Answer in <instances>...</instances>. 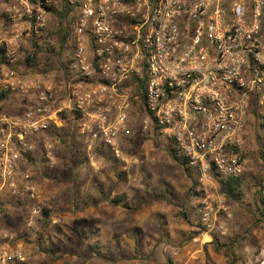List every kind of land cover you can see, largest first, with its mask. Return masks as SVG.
<instances>
[{
  "label": "built area",
  "instance_id": "2783aa9c",
  "mask_svg": "<svg viewBox=\"0 0 264 264\" xmlns=\"http://www.w3.org/2000/svg\"><path fill=\"white\" fill-rule=\"evenodd\" d=\"M8 4L0 25V92L33 103L20 115L0 110V207L8 198L28 204L22 229L0 224V264L26 263L18 234L39 219L57 224L21 161L61 113L75 117L86 152L119 165L128 161L122 142L137 129L172 140L205 193L218 177L241 174L253 118L264 132V0H66L74 19L66 64L55 75L24 74L17 64L24 49L32 55L31 42L56 45L47 9L54 0ZM138 98L141 112L132 101ZM41 147L52 166L53 145L43 139ZM198 212L203 236L223 233L207 197Z\"/></svg>",
  "mask_w": 264,
  "mask_h": 264
},
{
  "label": "rangeland",
  "instance_id": "374dc122",
  "mask_svg": "<svg viewBox=\"0 0 264 264\" xmlns=\"http://www.w3.org/2000/svg\"><path fill=\"white\" fill-rule=\"evenodd\" d=\"M8 1L0 0L3 21ZM53 5L60 8V0H54ZM51 18L54 27L56 18ZM21 53L20 59L25 63V53ZM49 59L48 68L57 65L56 57ZM40 62L45 63V57L40 56ZM70 130L66 127L65 135ZM75 137L80 140L76 133ZM65 139L67 145L48 141L53 145L52 166L36 158L27 169L37 186L34 173L37 172V179L42 178L57 218L58 229L45 235L54 253L38 251L45 258L41 264H167L168 260L174 264H230L226 254L214 250L213 237L190 239L193 228L178 218L176 205L182 204L189 220L198 223V209L204 197L211 203L216 221L224 226L223 233L215 236L222 245L231 246L236 264H264V224L253 227L255 180L264 178V155L259 152L260 149L264 154V132L257 118L251 120L245 136L241 174L247 183L241 188L239 201L227 198L217 181L205 193L194 170L184 171L166 154L167 147H177L170 139L150 138L134 129L122 142L128 160L124 165L102 153H76L78 143ZM194 184L199 196L194 194ZM158 188L166 192L167 199L138 210L107 202L122 196L126 204L136 206V193ZM27 209L28 206L11 208L13 215L6 224L22 226ZM90 243L99 245L98 253L92 251ZM135 255L137 259H130Z\"/></svg>",
  "mask_w": 264,
  "mask_h": 264
},
{
  "label": "trees",
  "instance_id": "16d2710c",
  "mask_svg": "<svg viewBox=\"0 0 264 264\" xmlns=\"http://www.w3.org/2000/svg\"><path fill=\"white\" fill-rule=\"evenodd\" d=\"M47 9L56 18L55 26L50 31V34L55 38L56 45L53 47H49V48L48 47L42 48V47H37L34 42H31L32 55L30 56V54H28L27 50H25V51L23 50V52L25 53V59H26L28 66H30L32 68L40 69V71H43L45 73H53V75H55L57 73V71L62 69L66 64V62L64 60H62V57H63V54L65 52L66 42L69 38V24H70V21H72L74 19V16L72 15L74 8L67 6L66 0H63L62 1V7L59 10L56 9L54 6L48 7ZM40 54H49V55L56 57L57 65H55V66L50 65L49 69H47L46 68L48 66L47 61H49L48 56H45V63H41L40 62ZM6 94H10L9 91H6V92L1 91L0 92V99H2ZM132 101H133L134 107L141 112L143 102H141V100H139V98H138V100H132ZM58 117L61 118L62 120H68L71 123L70 132H68V134L65 135V133L63 131H61V129H59L58 127L52 126V128L48 132H46L44 135L36 136L33 139V142L35 144V149H34L33 153L30 154L29 156L23 158L21 163L30 165V164H33V162H35L36 158H37L40 162L46 164V162L43 158V155H42V147H41L43 139L50 141L52 143L54 142L55 144H58V143L64 144L66 142L65 137H68V138H71L73 143H75V142L78 143L79 147L76 148V150H75L76 153H81L85 150L82 140L80 139L79 141H77V139L75 137V133H76L75 117L71 116V115L69 116L67 113H61V114H59ZM68 144L70 145V148H71L72 144H70V143H68ZM165 152L169 156V158L172 161H174L175 163L179 164L180 167L184 171H188L189 168L187 166V161H186L185 156L182 155L176 148H174L172 146L167 147L165 149ZM259 152L262 156L264 155L262 150L259 149ZM39 157H40V159H39ZM116 175L119 176L120 174L117 173ZM190 177H191V180H193L192 179L193 176H190ZM263 181H264V178H262V177L256 178V180H255L253 227H258L259 225L264 224V186H263ZM218 182L220 183V187L222 188V190H223V192L227 198L233 199L235 201H239L241 199V195H242L241 188L245 183H247V179H246L245 175L239 174L237 176H228L226 178H219L218 177ZM193 191H194L195 196H199L198 192L196 191L195 184H194ZM166 199H167L166 192L162 188H158L156 190H149V189L144 190V192L141 194L136 193L135 194V200L137 202L136 206L131 207L128 204H126L123 201L122 196L121 197L120 196L112 197V198L108 199L107 202L111 203L112 205H115V206L122 205L123 207L131 208L132 210H138V209H140V207L147 206L156 200H166ZM17 206H20V207L26 206L27 207L28 204L25 201L21 202V201L14 200L11 198H8L5 201L1 202L0 210L3 214H2V216H0V224L2 227H5L6 221H9L10 215L11 216L13 215L11 213V208H14ZM176 207L178 208L177 209L178 218L185 221L191 228H193L191 233H190L191 235L189 236V238L192 240L198 238L203 232V227L200 224L199 220H198V223H196V224L194 222H192L191 220H189L188 215L184 211L182 204H177ZM7 211H9V213ZM44 215H47V213ZM22 228H23V225L19 226L17 228V230H20ZM9 229H12V228L9 227ZM57 229H58V226L56 224L55 225L51 224V220H49L47 218H43V219H39L38 222L36 223L35 227L32 228L29 232L22 231L20 234H18V237L20 239L26 240L27 236L33 235L38 240H42V238H45V235L47 233H51L53 231L55 232ZM94 232H95L94 229L90 230L91 234H93ZM88 236L91 238V235H88ZM213 241H214V250L217 253L226 254V257L230 260V264H236L235 255H234V252H233V249L231 248V246L227 247V246L222 245L218 241V237H216V236H213ZM38 243L40 244V242H38ZM89 246L93 252H96V253L99 252L98 250H96V248H98L99 245L90 243ZM42 251L45 253H50V254L54 253V249L52 248V246H50L48 249L42 248ZM132 258L137 259L138 257L135 255V256H131L130 259H132ZM167 264H174V263H172L171 260H168Z\"/></svg>",
  "mask_w": 264,
  "mask_h": 264
},
{
  "label": "crops",
  "instance_id": "0c3cea01",
  "mask_svg": "<svg viewBox=\"0 0 264 264\" xmlns=\"http://www.w3.org/2000/svg\"><path fill=\"white\" fill-rule=\"evenodd\" d=\"M2 7H4V6H2ZM2 9H4V8L0 9V13H1ZM52 16L54 17L53 14H50V19H49L50 27H51L50 20L52 19L51 18ZM1 18H2V16L0 14V25L2 24V21H3ZM51 28H53V27H51ZM26 46H25V48H26ZM17 64H18V70L24 74H34L35 75L39 70L37 68H32V67L28 66L27 62L22 63V59H20ZM32 103H33L32 100H29L28 97H20V96L14 95V94H6L2 99H0V110H2V111L4 110L5 113H7L9 115H20V114L24 113L27 110V108L30 105H32ZM57 120H59L58 123L60 124V125L58 124L57 127L59 129H61V131L65 132L66 127H70V124H68V122L66 120H62L59 117L57 118ZM75 126H76V124H75ZM67 133H68V131H67ZM30 165L21 163V168L26 170V169H29L31 167ZM46 169H48V167ZM36 174H37V172L34 173L37 184L39 186H41L45 196H49L50 193L46 189L45 183L43 182V180H41L42 179L41 177L39 179H37ZM5 226L11 227L10 225H7V224ZM11 228L17 229V225L12 224ZM200 236L202 237V240L207 237V236H203L202 234ZM38 242H40V244ZM18 243L24 249V252L26 254V263L25 264H41L45 258L44 257L41 258V255L37 252L40 250L42 251V248H44V246L47 247L46 249H48L50 246H52L48 236H45V238H42V240H38L33 235H31V237L29 235V236H27L26 240L19 238ZM87 259H85V260H87Z\"/></svg>",
  "mask_w": 264,
  "mask_h": 264
}]
</instances>
